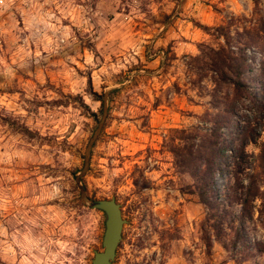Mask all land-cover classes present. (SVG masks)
I'll use <instances>...</instances> for the list:
<instances>
[{"label":"rangeland","instance_id":"374dc122","mask_svg":"<svg viewBox=\"0 0 264 264\" xmlns=\"http://www.w3.org/2000/svg\"><path fill=\"white\" fill-rule=\"evenodd\" d=\"M225 34L262 100L264 0H0V264H92L107 217L81 187L122 205L113 264H264V132L239 140L247 99L222 120ZM217 123L210 189L197 171Z\"/></svg>","mask_w":264,"mask_h":264},{"label":"trees","instance_id":"16d2710c","mask_svg":"<svg viewBox=\"0 0 264 264\" xmlns=\"http://www.w3.org/2000/svg\"><path fill=\"white\" fill-rule=\"evenodd\" d=\"M206 29L209 28L206 27ZM225 35L227 36L226 43L228 48L223 47L216 51L213 50V53L216 56V60H213V62L216 68L215 72L217 73L220 82L222 84L231 86L234 92L235 99L234 102L224 111L225 118L222 120L223 122H231L235 118L239 117L240 102H243L244 99L249 100L252 104V108L258 114L253 116L252 118H250L248 115L244 117V126L240 129L239 140L243 143V145L258 144V141L261 138L262 133L264 132V123L260 121L259 117L261 113H264V97L262 100H258L257 97L252 93V90L250 88L251 86L244 77L245 73L249 69L245 50L240 48L241 56L240 59H237L233 51L229 48L230 41L228 39V35ZM93 94L97 97L96 100L101 102L102 107L100 109V112H102L105 107V101L102 96L96 93ZM92 116L95 118L96 121H98L97 113H92ZM255 123H259V125H255ZM221 128V123H217L213 133L210 136L211 138L208 139V141L206 140L201 146L203 150L201 151L205 153L206 156H210V158L206 159V163H203V167L202 169H200V171H197V175L199 176V178H202L201 180L205 183L206 188L210 189L216 187L215 167L217 166V161H220L222 158L224 159L225 157L223 155L225 151L222 152V149L219 147V138L222 134ZM213 137H215V139ZM260 149L261 153L257 158V162L260 167L264 168V142L260 145ZM252 181L253 182H251L247 188H241V190H246V196L244 195V197H239V200L242 202L245 211L248 212L249 210V213L252 212L250 210L251 208L249 207L251 203V198L254 196H259L260 194V191L257 189V187H255L256 180ZM254 190L258 191H255L254 193ZM207 192L209 193L208 189Z\"/></svg>","mask_w":264,"mask_h":264},{"label":"water","instance_id":"95a60500","mask_svg":"<svg viewBox=\"0 0 264 264\" xmlns=\"http://www.w3.org/2000/svg\"><path fill=\"white\" fill-rule=\"evenodd\" d=\"M103 122L98 128L95 137L92 139L89 144L87 155H86V167L84 172L87 170L88 166V155L90 149L92 148L94 142L97 140L101 129L103 127ZM82 198L86 205L90 209H95L102 211L106 214V229L103 239V251L95 253V257L92 261V264H113L116 260L118 249L124 238V228L127 224V220L124 218V212L122 205L117 201L116 198L112 199H91L86 195V190L84 187H81Z\"/></svg>","mask_w":264,"mask_h":264}]
</instances>
